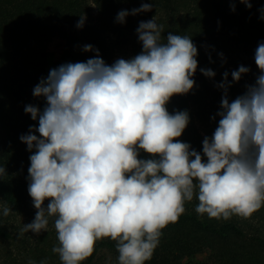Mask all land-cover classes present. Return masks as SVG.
<instances>
[{
	"label": "clouds",
	"instance_id": "1",
	"mask_svg": "<svg viewBox=\"0 0 264 264\" xmlns=\"http://www.w3.org/2000/svg\"><path fill=\"white\" fill-rule=\"evenodd\" d=\"M235 2L229 0L232 11ZM238 2L252 7L251 0ZM153 7L142 2L122 9L115 22ZM135 31L139 54L107 65L98 49L84 45L82 51L96 55L50 69L32 90L45 98V106L24 108L38 120L19 136L32 153L26 179L36 212L19 235H39L55 218L58 246L52 252L62 264H81L106 238L116 242L118 264H145L162 230L178 221L194 196L195 212L209 219H249L264 207V41L254 53L259 75L231 101L229 87L250 68L238 66L231 81L228 71L222 73L216 85L222 90L219 120L211 136H204L201 154L178 139L188 111L169 113L166 107L172 96L193 89L197 46L191 37L171 32L162 42L163 29L154 18L140 21ZM200 72L215 76L210 68ZM141 151L149 158H140ZM11 211L4 206L2 214Z\"/></svg>",
	"mask_w": 264,
	"mask_h": 264
},
{
	"label": "trees",
	"instance_id": "2",
	"mask_svg": "<svg viewBox=\"0 0 264 264\" xmlns=\"http://www.w3.org/2000/svg\"><path fill=\"white\" fill-rule=\"evenodd\" d=\"M142 2H152L153 9L128 15L123 24L115 22L120 10L139 8ZM251 3L248 9L236 0L232 11L229 0H0V166L6 169L0 177V264H62L52 252L58 246L55 218L49 219L47 230L39 235L31 231L19 235L36 212L26 179L32 153L19 136L30 125L38 126V120H32L24 108L31 104L42 110L45 106L44 97L32 95L40 79L61 64L86 62L95 56L94 51H82L87 44L99 50L107 65H112L121 49L140 52L142 43L135 30L140 21L154 18L162 26V42L171 32L191 37L197 46L193 89L172 96L166 107L169 113L188 111L189 123L178 139L202 154V140L211 136L219 120L215 114L222 90L216 85L222 73L228 71L231 81V72L238 66L250 68L229 87L230 101L245 91L246 78L251 84L259 75L254 53L264 41V13L260 11L264 0ZM81 17H85L84 25L77 28ZM227 47H231L232 60L220 69V53ZM50 55L54 59L48 68ZM201 68L212 69L215 76L205 77ZM140 158L149 157L141 151ZM197 204L195 196L185 203V212L162 230L159 246L145 264H264V207L249 219L233 216L225 221L198 216ZM4 206L12 209L8 216L2 214ZM115 245L108 238L97 241L93 254L81 264H92L101 249L116 250Z\"/></svg>",
	"mask_w": 264,
	"mask_h": 264
},
{
	"label": "rangeland",
	"instance_id": "3",
	"mask_svg": "<svg viewBox=\"0 0 264 264\" xmlns=\"http://www.w3.org/2000/svg\"><path fill=\"white\" fill-rule=\"evenodd\" d=\"M140 52L127 48V49H121L119 50L116 54L115 57L113 58V63L120 58L123 59H130L132 57H134L135 55L139 54ZM232 52H231V47H227L226 51H224L223 53V57H221L220 59V69H223V66H225L226 64H228V62H230V60H232ZM54 59V55H50L47 59V67L50 68L52 61ZM112 63V64H113ZM248 83L250 81V79L246 78ZM248 83H244L243 84V88L242 91H244L245 85ZM118 252L115 249H110V248H104L101 249L97 256L95 257L94 261L92 264H118Z\"/></svg>",
	"mask_w": 264,
	"mask_h": 264
}]
</instances>
